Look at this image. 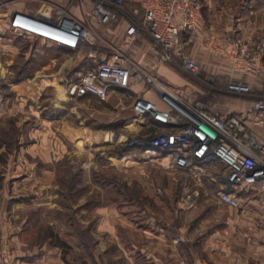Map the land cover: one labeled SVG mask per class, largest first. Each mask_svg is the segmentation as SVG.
Listing matches in <instances>:
<instances>
[{
  "label": "rangeland",
  "instance_id": "1",
  "mask_svg": "<svg viewBox=\"0 0 264 264\" xmlns=\"http://www.w3.org/2000/svg\"><path fill=\"white\" fill-rule=\"evenodd\" d=\"M64 3L68 11L72 3ZM119 24H92L90 30L96 36L100 28L114 31ZM105 38L111 42L109 36ZM166 63L190 83V96L183 91L186 86L182 91L171 87L183 97L210 105L226 96L225 77L206 74L200 64L198 74L193 75L175 57ZM70 74L69 81H77L78 72ZM207 75L215 77L217 95L211 93ZM30 76L0 74L4 98L0 108V208L17 226L24 257L34 260L51 253L60 264H128L124 251L128 244L118 245L116 238L136 236L139 233L134 234V229L147 227L194 232L198 244L211 234L214 249H219L222 241L227 243L224 247L229 249L230 259L237 261L242 251L239 239L235 233L223 231L236 228L235 215L240 209L217 202L213 186L199 195L194 206H178L176 176L153 160L152 150H144L149 146L151 128L131 109L134 92L114 94L107 100L68 97L55 80L26 101L29 112L10 109L19 99L14 98L9 83ZM67 126L73 127V132L64 128ZM41 128L47 130L43 138L46 152L41 156L25 152L22 161L32 164L18 170L9 168V153L18 150L21 133V143L33 147L37 138L29 134ZM127 221L135 227L131 231L122 224ZM1 243L12 246L0 236ZM200 244L199 257L206 259Z\"/></svg>",
  "mask_w": 264,
  "mask_h": 264
},
{
  "label": "built area",
  "instance_id": "2",
  "mask_svg": "<svg viewBox=\"0 0 264 264\" xmlns=\"http://www.w3.org/2000/svg\"><path fill=\"white\" fill-rule=\"evenodd\" d=\"M78 1L84 19L76 18L63 6L41 2L37 16L14 11L10 17L11 32L41 37L78 51L87 49L94 65L68 84L69 95L90 93L102 100L110 90L129 88L133 81L141 82L142 89L153 91L158 101L138 92L131 109L138 115H150L155 121L149 146L144 150H152L153 160L176 176L178 206H194L199 195L213 186L212 196L217 202L240 209L241 190L264 181V136L257 131L264 130V33L251 37L227 34L222 42L207 44L209 50L229 62L231 77L226 94L251 99L250 108L243 113L219 114L203 100L178 94L131 58L135 41L143 38L162 60L168 62L175 57L188 72L198 74L199 65L189 51L179 50L173 55V49L181 34H193L199 26H205L201 0ZM119 21L125 22L122 45L111 43L101 32L95 36L90 30L92 24L110 26ZM95 37L101 42L100 48ZM246 76L261 79L260 93L252 91ZM205 78L211 93L217 95L215 77ZM3 99L0 92V108ZM11 260L9 245L1 243L0 264H11Z\"/></svg>",
  "mask_w": 264,
  "mask_h": 264
},
{
  "label": "crops",
  "instance_id": "3",
  "mask_svg": "<svg viewBox=\"0 0 264 264\" xmlns=\"http://www.w3.org/2000/svg\"><path fill=\"white\" fill-rule=\"evenodd\" d=\"M64 1L2 0L3 6L0 8V74L7 76L28 73L31 75L9 83L14 98L19 99V102L10 107L12 110L15 109V111L21 113L29 112V109L25 106L26 101L33 100L35 94L39 93L45 86L53 85L55 80L60 81L58 84L63 87L61 92L71 97L66 90L71 82L69 81L72 76L70 73L78 72V78L86 69L94 65L93 58L88 55L86 48L78 51L41 37L36 38L25 35L21 37L11 33L10 17L14 11H23L37 16L41 2L65 6ZM84 6H86V3ZM69 10L76 18L84 19L82 6L78 0L72 3ZM202 15L204 16L205 26H199L193 34L186 32L181 34L179 44L173 49V55H177L179 50L185 49L189 51L193 60L200 64L201 69L206 74H213L217 78L225 77L226 81H229L231 77L229 62L224 60L218 53L209 50L207 44L210 41L222 42L227 34L251 37L256 33H264V0H204ZM119 23L114 31H108L105 28L99 29L106 36H109L111 42L115 45H122L123 43L125 22L119 21ZM97 46L100 48V44ZM132 57L176 90L179 91L181 88L182 91V88L186 86L183 91L190 96L191 87L188 86L190 83L187 78L174 72L166 61L161 59L158 52L152 51L148 47L145 39L138 38L135 41ZM65 75L66 77L63 79ZM232 76L238 77L237 74ZM244 79L249 83L255 94L261 92L262 81L260 78L246 76ZM130 91L134 92L133 97L135 93L139 92L147 99L158 101L157 95L150 89H142V83L139 81L131 82L129 88L110 90L107 98L103 100H107L114 94L119 95ZM225 95L218 101L211 102L209 105L211 110L219 114H227L229 111L243 113V111L250 108L251 99L243 97L242 101H238L239 99L235 101L231 100L232 97L229 98L231 94ZM87 96L94 95L86 93L79 97L86 98ZM94 97L98 98L97 96ZM187 98L189 99V97ZM234 99L236 98L234 97ZM139 116L141 118L139 119L140 122L144 121V126H150L151 130L154 129L155 121L150 115ZM64 128L69 133L73 132L74 129L69 126ZM257 131L264 136L262 128H258ZM46 132V129L41 128L37 130V133H28L29 137L36 136L35 138H37L36 142L31 143L33 147H30V143H21L23 137L21 133L19 140L21 145L17 151L13 150L12 153H9L11 154L9 168L18 170L27 164L31 165L32 162L24 163L22 161L25 152L38 153L39 156L46 152V144L43 141ZM168 173L173 176L172 172ZM240 201V211L235 215L236 228L223 231L227 235L235 233L239 239L241 247L238 248L242 251L236 258L237 261L230 259L229 249L224 247L227 243L222 241L219 249L218 247L214 249L211 234L207 235L200 242L201 244L199 243L203 245L200 247L205 249L206 252V259H200L196 234L188 231L182 232L180 228L172 231L169 228L150 230L147 227L146 229L138 227L135 230V227H132V222H122L130 231L134 229V234H139L133 237H117L116 242L118 245L128 244V247H124L128 264H213V262L214 264H257L256 262L264 264V181L247 185L242 189ZM16 230L15 223L10 222L4 215L3 209L0 208V236L8 239L9 243L12 244L10 247L11 264H60L58 263L59 258L51 253H46L43 257L34 260L24 257L25 254L21 251L19 238L17 237L18 230ZM227 235H224V237L227 238Z\"/></svg>",
  "mask_w": 264,
  "mask_h": 264
},
{
  "label": "bare ground",
  "instance_id": "4",
  "mask_svg": "<svg viewBox=\"0 0 264 264\" xmlns=\"http://www.w3.org/2000/svg\"><path fill=\"white\" fill-rule=\"evenodd\" d=\"M147 152H150V150H148Z\"/></svg>",
  "mask_w": 264,
  "mask_h": 264
}]
</instances>
